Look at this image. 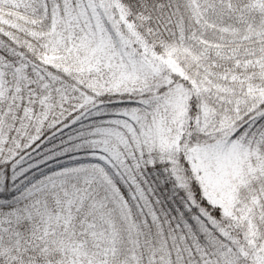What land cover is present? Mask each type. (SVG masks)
<instances>
[{
    "label": "snow or ice",
    "instance_id": "1",
    "mask_svg": "<svg viewBox=\"0 0 264 264\" xmlns=\"http://www.w3.org/2000/svg\"><path fill=\"white\" fill-rule=\"evenodd\" d=\"M0 264H264V0H0Z\"/></svg>",
    "mask_w": 264,
    "mask_h": 264
}]
</instances>
